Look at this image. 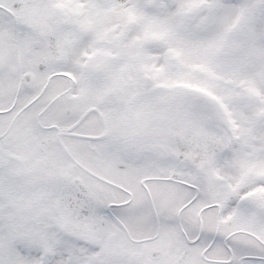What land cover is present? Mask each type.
<instances>
[{
  "label": "snow or ice",
  "instance_id": "6c2138e0",
  "mask_svg": "<svg viewBox=\"0 0 264 264\" xmlns=\"http://www.w3.org/2000/svg\"><path fill=\"white\" fill-rule=\"evenodd\" d=\"M0 264H264V0H0Z\"/></svg>",
  "mask_w": 264,
  "mask_h": 264
}]
</instances>
